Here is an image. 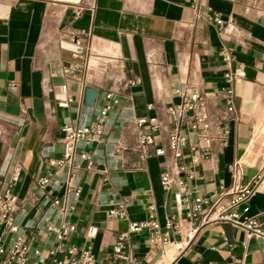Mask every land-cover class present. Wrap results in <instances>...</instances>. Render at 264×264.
Masks as SVG:
<instances>
[{
    "label": "crops",
    "instance_id": "1",
    "mask_svg": "<svg viewBox=\"0 0 264 264\" xmlns=\"http://www.w3.org/2000/svg\"><path fill=\"white\" fill-rule=\"evenodd\" d=\"M236 66L245 77L234 84L229 113L220 92L230 85L225 71ZM193 92L203 96L210 124V157L195 165L206 144L191 130L199 103L176 122ZM152 117L160 129L153 144L140 145L137 120ZM173 123L187 133L180 157L169 142ZM67 124H101L102 131L78 141L67 159ZM182 165L195 170L190 200L249 186L240 219L264 221V0H0V190L19 173L17 230L0 221L4 248L20 237L33 261L61 244L91 247L94 264H264V240L230 221L187 236L189 202L180 211L186 234L166 226L177 213ZM163 172L173 178L171 191ZM120 204L126 216L110 217ZM152 207L170 243L151 241L153 230L131 233L117 257L120 233ZM64 223L74 229L60 242L49 227Z\"/></svg>",
    "mask_w": 264,
    "mask_h": 264
},
{
    "label": "built area",
    "instance_id": "2",
    "mask_svg": "<svg viewBox=\"0 0 264 264\" xmlns=\"http://www.w3.org/2000/svg\"><path fill=\"white\" fill-rule=\"evenodd\" d=\"M216 22H221L218 15L214 17ZM225 76L230 82V85L224 88L220 94L223 98L225 107L229 113L234 111L235 90L234 84L241 82L245 77V70L242 66L229 67L225 71ZM135 84V83H131ZM111 93L108 94L110 98ZM200 106V111L195 115V122L192 124L191 130H199L202 132L203 140L206 144L201 148V154H195L192 158L193 165L200 162L202 159L210 157V124L208 111L204 107V99L198 92H193L191 97L186 100L179 108L182 113L180 118L186 117L185 110L194 109L196 105ZM175 114V108L170 111ZM151 121V131L146 133L144 125ZM149 120L140 118L136 123V136L140 145H149L154 143L155 135L160 129V125L156 122V118L152 117ZM65 135L63 137L64 158L72 157L78 141L88 138H93L94 134L101 133V124L85 125L82 127H74L71 124L64 126ZM169 142L174 149L177 157L182 156V149L187 145V133L180 131L176 123H173L172 132L169 137ZM192 150H197V145H190ZM159 153L161 149L157 150ZM82 157L87 158L86 154ZM193 165H182L180 169L184 172V177L178 181V190L173 192V199L176 203L177 213L172 215L167 221L166 226L173 229L177 233H182L183 222L180 218V211L185 202L190 203V208L187 212L191 226L187 236L193 230L212 221H230L233 224L241 227L246 232L248 238L256 237L264 240V221H259L255 217H240L248 210L251 195L254 191L252 187H220V191L215 198H209L204 195L195 196L190 200L188 184L195 178V170ZM19 173L14 172L9 180L5 182L3 189L0 190V221L6 223L11 231H16L17 226L14 223V215L18 207V195L14 192V186L18 180ZM43 183L47 179L42 180ZM161 184L167 191H171L173 187V178L169 172L161 173ZM229 197L227 201L225 198ZM59 200H55L54 204H58ZM110 217L124 218L126 216L125 205L120 204L116 208L109 211ZM50 230H55L58 241L62 242L68 237L74 226L69 223H64L60 228L49 227ZM161 225L157 220L154 208L150 209L146 219L140 221H131L127 230L120 233L115 245L114 251L117 257L122 256L123 250L127 246L129 234L140 233L142 231L153 230L155 233L151 236V241H161L170 243L169 232H160ZM92 233V231H91ZM30 248L20 237L15 239L11 246L6 249L0 244V264H94L95 256L91 247H86L78 251L77 247H63L61 244L49 251V258H43L39 261H33L29 254Z\"/></svg>",
    "mask_w": 264,
    "mask_h": 264
},
{
    "label": "water",
    "instance_id": "3",
    "mask_svg": "<svg viewBox=\"0 0 264 264\" xmlns=\"http://www.w3.org/2000/svg\"><path fill=\"white\" fill-rule=\"evenodd\" d=\"M52 67V72H53V75L56 76V81L58 83L62 82V79H60L61 75H62V67H61V64L59 62H55V63H52L51 65Z\"/></svg>",
    "mask_w": 264,
    "mask_h": 264
},
{
    "label": "rangeland",
    "instance_id": "4",
    "mask_svg": "<svg viewBox=\"0 0 264 264\" xmlns=\"http://www.w3.org/2000/svg\"><path fill=\"white\" fill-rule=\"evenodd\" d=\"M187 231H188V229L185 228L184 231H182V233L185 235ZM182 233H181V234H182Z\"/></svg>",
    "mask_w": 264,
    "mask_h": 264
}]
</instances>
